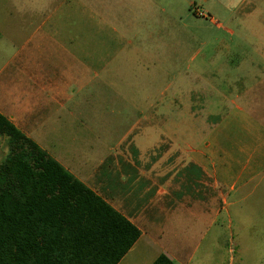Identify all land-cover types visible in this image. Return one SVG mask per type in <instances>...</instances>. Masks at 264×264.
Returning <instances> with one entry per match:
<instances>
[{
  "label": "crops",
  "instance_id": "0c3cea01",
  "mask_svg": "<svg viewBox=\"0 0 264 264\" xmlns=\"http://www.w3.org/2000/svg\"><path fill=\"white\" fill-rule=\"evenodd\" d=\"M28 8L15 14L0 9V116L139 231L117 264H154L161 256L171 264H192L208 237L214 244L208 251L227 247L233 252L215 232L222 214L233 224L227 212L235 192L233 179L227 178L232 162L218 156L211 142L188 147L193 142L182 126L174 134L163 125L154 141L143 136L146 130L135 135L136 122L124 125V112L140 108L131 98L124 100L118 88L124 75L109 69L104 42L84 38L78 43L67 34L60 38L61 26L55 23L42 30L44 21L34 24L38 10ZM94 45H100V55L94 56ZM248 78L249 87L229 89L228 103L248 116L260 110L264 124V70L239 77ZM211 79L210 89L198 94L204 105L208 95L221 94L214 83L218 78ZM102 113V119L96 117ZM77 127L92 136L99 134L92 129L100 127L105 149H78L84 139ZM260 149L247 157L251 174L264 170V144Z\"/></svg>",
  "mask_w": 264,
  "mask_h": 264
},
{
  "label": "rangeland",
  "instance_id": "374dc122",
  "mask_svg": "<svg viewBox=\"0 0 264 264\" xmlns=\"http://www.w3.org/2000/svg\"><path fill=\"white\" fill-rule=\"evenodd\" d=\"M153 1L145 5L142 0H0V9L15 14L35 8L39 15L34 24L44 21L42 30L55 23L61 26L60 38L67 34L78 43L84 38L102 40L109 69L124 75V83L118 84L124 100L129 103L131 98L140 108L124 112V125L136 122L135 135L146 130L143 136L154 141L165 125L174 134L182 126L193 142L188 147L213 143L216 154L232 162L227 178L233 179L235 192L227 212L233 224L222 214V226L215 232L220 231L222 242L233 252L227 247L208 251L214 245L208 237L192 264H264V170L251 174L247 159L251 152L260 154L264 144L263 115L256 109L245 115L228 103L229 89L251 84L249 78L239 77L264 70L260 58H264V0ZM93 51L100 55V45ZM213 76L221 94L208 95L204 105L198 94L210 89ZM219 122L221 127L216 126ZM80 129L75 131L84 142H77L78 149L86 145L105 149L100 127L92 129L99 131L94 136ZM7 152L6 139L0 137V163Z\"/></svg>",
  "mask_w": 264,
  "mask_h": 264
},
{
  "label": "trees",
  "instance_id": "16d2710c",
  "mask_svg": "<svg viewBox=\"0 0 264 264\" xmlns=\"http://www.w3.org/2000/svg\"><path fill=\"white\" fill-rule=\"evenodd\" d=\"M0 137V264H117L139 231L2 116Z\"/></svg>",
  "mask_w": 264,
  "mask_h": 264
}]
</instances>
